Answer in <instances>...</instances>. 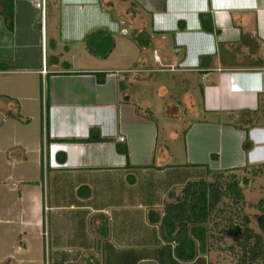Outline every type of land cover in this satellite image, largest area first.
<instances>
[{"label": "crops", "instance_id": "1", "mask_svg": "<svg viewBox=\"0 0 264 264\" xmlns=\"http://www.w3.org/2000/svg\"><path fill=\"white\" fill-rule=\"evenodd\" d=\"M11 1L0 107L38 127L4 149L24 167L18 250L48 232L54 264H237L217 218L190 226L181 256L158 219L188 181L228 171L250 184L264 163V0H48L44 15ZM96 29L114 38L105 57L85 42Z\"/></svg>", "mask_w": 264, "mask_h": 264}, {"label": "trees", "instance_id": "2", "mask_svg": "<svg viewBox=\"0 0 264 264\" xmlns=\"http://www.w3.org/2000/svg\"><path fill=\"white\" fill-rule=\"evenodd\" d=\"M0 14L8 28H13V6L11 0H0ZM123 31H126L123 29ZM88 48L98 56H107L114 47V38L103 29L89 32L85 37ZM104 48L102 51L101 49ZM264 170V163L252 169V174ZM246 173V171H245ZM249 175L236 172H213L208 177L190 180L177 193L171 192V202H166L164 213L159 217L160 230L165 239L175 240L176 252L194 245L190 240V226L206 223L217 218L214 226L219 228L222 238L230 235L235 239L231 248L238 247L237 264H260L264 261V197L259 199L257 229L250 227L248 214L243 211L245 197L243 187L249 183ZM232 213L224 211L227 200ZM228 204H226L227 206ZM221 213H223L221 215ZM194 252L189 257L192 258Z\"/></svg>", "mask_w": 264, "mask_h": 264}, {"label": "rangeland", "instance_id": "3", "mask_svg": "<svg viewBox=\"0 0 264 264\" xmlns=\"http://www.w3.org/2000/svg\"><path fill=\"white\" fill-rule=\"evenodd\" d=\"M47 3L48 0H46V4ZM155 65V67H158L157 65L159 64L156 63ZM160 73L162 77H168L173 74L170 71H163ZM173 83H176L174 79ZM149 94L152 100H155V103L157 104H163L164 101L168 100V96L166 94L162 97H158L159 93H157V98H155L153 89H151ZM173 100L175 106L179 107V103H176L175 99ZM5 103H8V101L4 98H0V106H5ZM176 107L173 108L174 112H176ZM187 107L189 106L187 105ZM182 108L183 107L180 109ZM180 109L177 108V111ZM25 113L31 114L29 112ZM8 114L9 113L5 111L3 107H0V264H54L56 253L50 248V235L48 232L47 238L45 237V239H41L38 236V238L35 237V240L33 241L35 248L31 247L29 251L18 250V247L22 246L20 244V236L23 234V231L20 226L19 219L21 217L24 218V197L20 199V197L23 196L22 194H24V182L17 185L14 184V181L24 179V167L20 168L19 164L11 167L5 157V153L10 147L9 142L11 138L24 136V128L36 134L38 132V127L36 122H33L25 127L23 124L18 123L17 126L15 125L14 127L6 121ZM22 114L24 115V111ZM157 117L160 119L159 114H157ZM161 122L162 121L160 120V123ZM12 123L17 122L14 121ZM4 149H6V151ZM2 151L4 154H2ZM9 173H11V175ZM29 179L34 180L35 182L41 181V174L30 176ZM244 195L247 201H245L243 211L248 214L250 227L257 229V217L259 215V210L255 205L260 198L264 197V170L258 172V175L254 177L252 182L244 186ZM229 203L230 201L227 200L226 204L228 205L226 206L225 204L224 211H230V213H232L233 211L231 210V205L229 206ZM222 214L223 213H221V215ZM47 220L49 227L51 211H47ZM238 250L239 248L235 247L232 251L236 259L238 257ZM228 256L229 258L227 262L229 263V259L233 255L228 253ZM231 262H233L232 259ZM260 264H264V261Z\"/></svg>", "mask_w": 264, "mask_h": 264}, {"label": "built area", "instance_id": "4", "mask_svg": "<svg viewBox=\"0 0 264 264\" xmlns=\"http://www.w3.org/2000/svg\"><path fill=\"white\" fill-rule=\"evenodd\" d=\"M35 6L38 7L39 9L42 10V15L45 14V9H46V0H34ZM170 70H174V67H170ZM119 140L123 141L124 137L123 136H119Z\"/></svg>", "mask_w": 264, "mask_h": 264}]
</instances>
